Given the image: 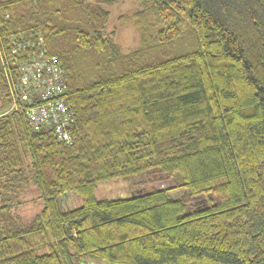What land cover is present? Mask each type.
<instances>
[{
    "label": "trees",
    "instance_id": "1",
    "mask_svg": "<svg viewBox=\"0 0 264 264\" xmlns=\"http://www.w3.org/2000/svg\"><path fill=\"white\" fill-rule=\"evenodd\" d=\"M119 1L0 0V35L42 40L74 116L69 146L30 131L0 65V264H264V0H137L128 52ZM155 173L173 187L96 194Z\"/></svg>",
    "mask_w": 264,
    "mask_h": 264
},
{
    "label": "built area",
    "instance_id": "2",
    "mask_svg": "<svg viewBox=\"0 0 264 264\" xmlns=\"http://www.w3.org/2000/svg\"><path fill=\"white\" fill-rule=\"evenodd\" d=\"M0 65L9 99L5 113L22 117L32 132H51L71 145L74 116L64 99V71L46 54L42 40L0 35Z\"/></svg>",
    "mask_w": 264,
    "mask_h": 264
},
{
    "label": "rangeland",
    "instance_id": "3",
    "mask_svg": "<svg viewBox=\"0 0 264 264\" xmlns=\"http://www.w3.org/2000/svg\"><path fill=\"white\" fill-rule=\"evenodd\" d=\"M138 8L137 0H120L115 6L108 8L110 13L106 30L108 32L113 31L115 35V39L117 43L122 48L123 52H128L137 46V35L135 30L130 26L128 23L120 22L119 17L124 14H130ZM114 182V181H113ZM108 183H103V185H99L97 189V196L98 198L105 197L107 199L117 198V197H124L126 195H131L128 192V188L134 191H149L150 189H169L173 187L174 182L169 178H166L162 174H153L149 178H133L129 182H122V183H113L112 185H107ZM107 185V186H106ZM124 190V191H115V190ZM113 191V192H112ZM135 192V191H134ZM37 195L30 194L28 195L22 204L21 213L32 215L33 212L36 211L39 201L36 199ZM99 198V199H100ZM200 201L199 204H194V202ZM202 198H198L193 200V197L190 199L191 207L198 205V207L204 206V203L201 202ZM61 206H63V210H70L75 208L78 204V200L73 197H65L60 201ZM75 206V207H74ZM197 208V207H196Z\"/></svg>",
    "mask_w": 264,
    "mask_h": 264
},
{
    "label": "water",
    "instance_id": "4",
    "mask_svg": "<svg viewBox=\"0 0 264 264\" xmlns=\"http://www.w3.org/2000/svg\"><path fill=\"white\" fill-rule=\"evenodd\" d=\"M198 198H202V201H201L202 203H204L206 201V198L204 196L193 197V200H196ZM199 203H200V201L194 202V204H199Z\"/></svg>",
    "mask_w": 264,
    "mask_h": 264
},
{
    "label": "flooded vegetation",
    "instance_id": "5",
    "mask_svg": "<svg viewBox=\"0 0 264 264\" xmlns=\"http://www.w3.org/2000/svg\"><path fill=\"white\" fill-rule=\"evenodd\" d=\"M159 190H161V189H159Z\"/></svg>",
    "mask_w": 264,
    "mask_h": 264
}]
</instances>
